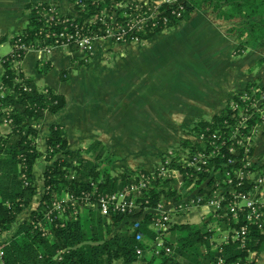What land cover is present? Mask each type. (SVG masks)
<instances>
[{
  "label": "trees",
  "instance_id": "trees-1",
  "mask_svg": "<svg viewBox=\"0 0 264 264\" xmlns=\"http://www.w3.org/2000/svg\"><path fill=\"white\" fill-rule=\"evenodd\" d=\"M70 1L75 16L60 13L55 3H26L23 7L26 24L8 39L10 53L0 57L3 70L0 82L4 87L0 123L4 119L10 121L9 131L0 135V235L16 228L14 235L2 244V264H112L115 261L120 264H254L264 251V222L259 226L245 219L242 212L236 220L230 214L223 215L229 195L217 214L220 228L229 230L227 238L218 244L211 241V233L205 228L207 220L200 224L172 223L164 239V244L171 249L170 254L163 250L157 255L145 251L146 244L135 236L142 233L152 239L155 237L148 225L156 215L146 210L165 204L169 198L178 200L189 193L204 195L226 185L229 177L233 178L235 190H251V180H241L236 185L235 173L244 169V156L253 153L252 148L245 152V143L240 145L238 141L264 121V100L254 106L264 95V85L260 86L256 80L248 82L228 99L221 112L208 120L197 121L187 132L190 138L181 140V149L205 154V163L200 169L178 168L177 176L151 180L139 193L132 194L138 207L128 215L114 212L106 221L95 210L98 195L120 191L133 182V176L127 172L111 175L98 167L97 162L105 154L99 140L84 149L69 150L65 130L54 124L45 139V152L42 154L37 149V129L30 123L45 112L60 111L66 99L49 87L38 88L31 79L24 78L14 64L29 49L52 44L53 32L82 28L99 35L100 12L114 13L117 0ZM183 6L180 17L169 14L168 29L188 20L194 12L205 11L219 26H224L226 34L234 37L235 56L242 55L254 43L264 41V0H183ZM51 8L55 10L53 20L46 21L42 14ZM121 16L122 12L117 13L118 18ZM160 28L147 31L142 38L151 37ZM44 38L48 39L46 43L41 42ZM5 40V36L0 38V42ZM66 48L78 49L71 43ZM88 57L86 54L77 60L75 67L84 65ZM263 62L264 57L256 64ZM58 78L66 82V71L59 70ZM200 134L206 136V141L198 142L193 137ZM40 157L47 162L41 172L43 193L28 221L16 226L18 215L37 195L32 170ZM257 158L264 160V153ZM231 159H235L234 165L228 164ZM245 168L250 173L264 174V163L258 166L251 163ZM64 194H68L69 201H64ZM56 202L62 205V211L54 209ZM131 219L138 221L133 223ZM123 220L124 224L120 225ZM117 226L120 231L113 230ZM241 227H245L244 235L233 237V231ZM136 247L142 250L139 257Z\"/></svg>",
  "mask_w": 264,
  "mask_h": 264
},
{
  "label": "crops",
  "instance_id": "crops-1",
  "mask_svg": "<svg viewBox=\"0 0 264 264\" xmlns=\"http://www.w3.org/2000/svg\"><path fill=\"white\" fill-rule=\"evenodd\" d=\"M30 2L55 3L58 5L60 13L71 16L76 14L74 5L70 0H0V38L5 36L9 43L8 39L25 26L27 14H24L23 7ZM223 27V25L219 26L216 21L212 20L209 13L198 11L192 13L188 20L167 29L168 32L167 30L157 32L149 38H144L138 44L115 43L109 39H96L88 51L79 49L69 51L63 46L52 47L49 53L41 50V48L29 49L13 67H16L24 78L31 79L38 88L49 87L53 91L63 94L66 99V105L60 111L56 113L45 112L40 118L30 123L32 127L37 129V149L42 154L45 152V139L50 126L55 124L62 126L65 130L69 150L84 149L89 143L99 140L105 149V155L108 156L106 165H102L104 169L109 168L111 170L107 166L113 165L116 161L118 166L122 167L124 162L121 160L120 163L119 160H115L113 149H110L112 146L110 147L106 143L109 139L105 134L107 133L105 128L106 130L109 129L110 141L112 139V142L119 143L122 138V127L124 126V108L129 107L127 103L131 104L130 107L138 106V108L144 109V124L148 126V129H145L144 132L140 131L143 139L149 138L151 134L160 136L161 129L150 127L154 121L156 125H165L162 126L165 127L163 133L167 135L168 141H172L171 145L165 147L164 150H158L155 153L153 151L151 159L165 153L167 150L179 149L181 140L190 138V136L182 137L183 131L185 133L197 121L208 120L213 114L221 112L226 105V101L241 91L248 82L256 80L260 86L264 85V63L252 70L258 59L264 57V41L254 43L236 59V56L233 57L234 37L226 34ZM175 33L177 35L170 38H175L173 45L175 44L177 47L176 52L183 53L186 51L192 56L191 58H187L185 53L181 61H172L169 56L172 51L166 49L169 53H164V47L167 46L169 39L168 36ZM109 53L119 54L122 58L121 61L112 65V67H116V75H120L116 76L115 79L123 77L120 71L125 67L126 60L130 62V78L133 81L129 82V85L123 86L121 78L117 82H110L108 85H99V88L89 82L70 85L69 79L72 74L68 73L70 65L77 63V60L88 54L89 57L84 64V66H87L96 55L107 59ZM108 65L111 66V62H108ZM61 69L67 73L68 80L64 82L68 84L67 94L54 88V72L58 78V72ZM2 72L0 66V76ZM175 73H180L181 83L174 81V78H176ZM160 77L166 79V85L164 83L162 85L160 82L157 84V78ZM134 79L138 83L134 84ZM169 85H173L174 88L167 97L165 87ZM150 110L153 112L150 113ZM43 120L45 121L43 122ZM8 131L9 124L1 121L0 135ZM95 131H97V134H94ZM181 131L182 134H180ZM131 136L135 135L131 134ZM131 136L127 138L131 139ZM71 140L74 142V149L69 148ZM252 141L253 157L251 163L258 160L254 164L258 166L264 163V160L257 158V155L264 153V121L256 127ZM259 143L260 145L262 143V147ZM145 158L142 157V159ZM38 159L40 160L38 166L36 164L32 170L33 182L37 187V195L33 200L36 201V205L30 209L27 215L21 216L20 221L19 215L25 210L18 215L16 226L17 223L28 221L30 212L35 210L43 193L41 172L47 162L43 157ZM101 162L100 160L99 163ZM141 162L144 163V160L127 167L135 170L134 168L138 167ZM36 166L39 168L35 171ZM153 166L150 170L139 166L137 172L150 173L153 171ZM258 174L257 171H254L249 175L254 177ZM219 188L216 190H219ZM191 195L193 194L189 193L184 197H178V200L174 197L169 198L165 204H162L164 210L170 211L169 226L172 223L200 224L198 222L209 220L215 223L216 233H212V235L222 236L216 243L224 241L227 238L228 231L222 230L219 224V227L216 228L219 220L218 212L200 205L191 208L184 206V209H178L177 206L181 204V201ZM194 195L197 196V194ZM95 210L97 211L96 208ZM146 211L154 215L158 214L156 209ZM204 214L205 216H203ZM100 216L106 221L110 217ZM135 220L137 221V219L129 221L136 223ZM15 229L14 226L12 230L0 235L3 243L14 235ZM46 232L48 233V230ZM138 234H136V238ZM50 236L48 233V237ZM167 237L168 232H165L163 239ZM211 241L214 242V239L212 238ZM2 244L0 245V252H2ZM258 260H264V251L259 254L255 262ZM0 264H2L1 253Z\"/></svg>",
  "mask_w": 264,
  "mask_h": 264
},
{
  "label": "built area",
  "instance_id": "built-area-1",
  "mask_svg": "<svg viewBox=\"0 0 264 264\" xmlns=\"http://www.w3.org/2000/svg\"><path fill=\"white\" fill-rule=\"evenodd\" d=\"M53 11L55 10L49 9L48 12L42 14V17L46 21L53 20ZM183 11V0H117L114 5V13L107 14L104 11L100 12L98 17L100 22L99 35L93 32H85L82 28L74 29L73 31L64 29L55 33L53 32L50 37L53 41L52 44L44 45L41 50L49 53L52 47H67L71 43L79 50L88 51L96 39H109L113 42L138 44L142 42V35L147 33V31L158 27H162L159 32L166 31L168 29L166 25L169 14L180 17ZM119 12H122L120 18L117 17V13ZM47 38L42 39L41 42L46 43L48 41ZM20 47L23 48L22 46ZM3 92L4 87L0 82V98H2ZM263 100L264 95L257 100L254 106ZM3 122L9 124L10 121L4 119ZM193 137L198 142L206 141V136H203V134ZM211 137L214 139L215 135ZM249 138V136H244L238 141L240 145L245 143V152L250 148ZM204 158V153L197 151L189 152L184 148L167 150L154 171L147 174H136L133 177V182L120 191L98 195L96 209L100 215L107 217L114 212L126 215L131 214L138 207L134 201L133 193H139L141 189L155 178L177 176L178 168L194 167L196 170H199L200 166L205 163ZM243 160L246 162L244 169H238L235 173V177L238 178L236 185H239V181L241 180H251L252 186L250 191L235 190L233 178L229 177L226 180V185L218 187L219 190L215 189V191L213 190L200 196L193 194L183 199L181 201L182 205L177 206L178 209H184V206L191 208L200 205L218 212L222 209V202L229 195L230 199L226 202L227 205L223 215L230 214L236 220L238 213L242 212L245 219L257 222L260 226L264 222V174L251 177L249 170L245 168L251 164L249 155H245ZM234 163L235 159L228 160V164L234 165ZM66 200H70L68 194L64 196V201ZM54 209L62 211L63 207L60 203L56 202L54 203ZM155 209L158 211V214L151 222L152 232L155 234V237L151 240V253L157 255L163 250L166 254H170L171 249L164 244L163 239V234L169 227L170 211L164 210L163 205H157ZM244 233L245 227H241L239 231H233V237L244 235ZM141 236L142 234H138L136 240L140 239ZM0 253L2 254V252ZM141 253L142 250L136 247L138 257Z\"/></svg>",
  "mask_w": 264,
  "mask_h": 264
},
{
  "label": "rangeland",
  "instance_id": "rangeland-1",
  "mask_svg": "<svg viewBox=\"0 0 264 264\" xmlns=\"http://www.w3.org/2000/svg\"><path fill=\"white\" fill-rule=\"evenodd\" d=\"M24 14H26V11H24ZM168 31L169 30H167V32ZM176 35H177V33H175L174 35L168 36L169 39H168L167 46L164 47L165 48L164 53L165 54L169 53V51L166 49L171 50L172 53L169 54V56L172 59V61H175V60L181 61L183 59L185 53L187 55V58H191L192 56L186 51H184L183 53L176 52L175 49H177V47L175 46V44L173 45V40L175 38H172V39L170 38V37L176 36ZM181 38L183 39V37H181ZM10 50H11V45L7 42V40L0 43V57L8 54ZM233 57H235V55ZM235 58L238 59V56H236ZM121 60H122V58L119 54L109 53L107 59H103V58L99 57V55H96V57L93 58L87 66L81 65L79 67H75V64H76V62H75L74 64L70 65L69 70H68V73H72L70 76V79H69V83L72 86L76 83L78 85L79 83L89 82V83H92L93 85L97 86V88H99V85H108L110 82H115V81L117 82L121 77L120 78L118 77L117 79H115L116 76H120V75H116V72H115L116 67H112V65L117 63L118 61H121ZM108 62H111V66L108 65ZM126 62L127 63L125 64V67L123 68V70L120 71V74H123V77L121 78L123 86L129 85L128 83L129 82L131 83L133 81V80L131 81V78H130L131 64L127 60H126ZM257 66H258V64H256L255 67H252V70L258 68ZM175 75H176V78H174V81L176 83H181V80L179 79L180 73H175ZM73 76H75L77 79L74 78ZM37 81L41 82L39 80H37ZM159 82L162 85H163V83L165 85L167 84L166 79H164L162 77L157 78V84H159ZM135 83H138L136 81V79H134V84ZM54 88H56L60 92H64L67 94L68 84H65L64 82L59 81L55 72H54ZM173 88H174L173 85H169V86L165 87V94L167 95V97H169V93ZM127 105L129 107L124 108V118H123L124 126L122 127V138H121L119 143L112 142V139L110 141V138H109L110 133L108 132L109 129L107 128V130H106V128H105V131L107 132L105 134L107 135V137L109 139L106 142L107 145L110 147L112 146L111 148L110 147L109 148L113 149V152H114L113 156H115V160H119L120 163L122 160L124 162V164H122V167L118 166L117 161H116L113 163V165L111 164V166H107V167H110L111 170H109V168H105V169L111 175L112 174H118L121 172H127L134 177L136 175V172L139 170L140 167H143L144 169L149 168V170H150L152 168V166L154 165L153 166V171H154V169L156 168V166L159 162L160 155L156 156V158L153 157L152 159H151V155L153 153L157 152L158 150H160V151L164 150L165 147L171 145L172 141H168L167 135H165L163 133V132H165L163 130L165 127H162V126H165V125H163V124L162 125H156L154 123V121H153V125H150V127H152L153 129L154 128L161 129L162 131L160 133V136L151 134V136L149 138L147 137V138L143 139L141 137L140 131L144 132L145 129H148V126L144 124V121H145V117L143 115L144 109L138 108V106H131L130 107V105H131L130 103H127ZM149 112L152 113L153 111L150 110ZM155 113H157V112L155 111ZM45 120H43V122ZM256 127L254 128V130H250L247 134V136L250 137L249 138V142H250V148L249 149L253 148L252 147L253 146L252 140H253V136L255 134ZM188 131H189V129L186 130L185 133L183 131V134L181 131L180 134H182V137H186L189 135V133H187ZM146 133H148V132H146ZM94 134H97V131H95ZM131 134H134L135 136H131ZM129 136H131V139L127 138ZM108 142H110V143H108ZM177 144H179V143H177ZM259 145H260V143H259ZM261 145H262V143H261ZM69 148L74 149V142L72 140L70 141ZM250 156L251 157L249 159L251 161L253 156L252 155H250ZM142 157H146V158L142 159ZM107 158H108V156L104 154V156L102 157V160H101L102 162L99 163V161H98V167L100 169H104V167L102 165H106ZM117 158H119V159H117ZM142 160H144V163L141 162L139 164L140 167L138 166V167L134 168L135 170H132L130 167H127L128 165H131L133 163H136V162L142 161ZM39 161L40 160L37 159L34 166L36 164L38 166ZM257 161H255V163ZM146 162H147V166H146ZM34 166H33V168H34ZM37 166L35 167V171H36V169L38 170V168H39V167L37 168ZM35 202L36 201H33L31 204H29V206L25 209V211L19 215V221H20L21 216L27 215L28 212L30 211V209L35 207V205H36ZM83 207L84 206H81V209ZM203 216H205V214ZM203 221H200L198 223H203ZM124 222H125V220H123L120 225H123ZM150 226H151V223L148 225V227L152 233ZM119 227H113V230L118 231L119 229H121ZM217 227H219L218 223L216 224V228ZM205 228L208 232L211 233V238L214 239V242H217L221 239V237H222L221 235H212V233H216L214 222H211L209 220L206 221L205 222ZM228 230L229 229H227V231ZM151 239H152V236L147 237L144 234L140 237V239H138V241H143L142 243L146 244L145 251L151 252V247H152ZM2 243H3V239L0 238V245ZM113 264H120V262L119 261L113 262ZM254 264H264V260H258Z\"/></svg>",
  "mask_w": 264,
  "mask_h": 264
}]
</instances>
